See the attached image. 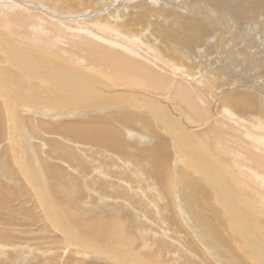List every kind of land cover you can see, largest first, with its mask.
I'll return each instance as SVG.
<instances>
[{
	"label": "bare ground",
	"instance_id": "1",
	"mask_svg": "<svg viewBox=\"0 0 264 264\" xmlns=\"http://www.w3.org/2000/svg\"><path fill=\"white\" fill-rule=\"evenodd\" d=\"M13 1H17V3H14ZM33 1L34 0H0V18H2L3 15H6L8 17V19H0V25H2V27H0L7 35L8 31L18 32L27 40L33 32H40L42 27L44 26L54 31H58L59 35L63 36L61 37V41L69 42L73 45L74 48H76V51L74 50V48H64L61 50V54H66L70 57L71 55L76 53L77 60H83L82 57H87V60L88 58H90L95 62L98 61V63L104 62L106 66L112 69L111 76L122 81L126 85L138 86L145 89L147 88L151 91L162 90L164 92H168V94L174 92V94L172 95H175L181 101H183L185 107H187L190 111L192 110L191 112L198 118H200L203 114L208 116L209 106L211 103L208 102L206 97L210 95L211 90H215L220 85L224 86L223 84L227 86L230 83H234V88V86H236V84L238 83L237 79L230 72H227L226 74L227 76L233 78V80L228 79L227 82H224L223 80H220L218 78H204L205 74H214L216 77L220 73L224 72L223 68H221L220 65H214L212 63V59L213 62L218 61L217 63H221V61L226 62V60L228 59L227 65L230 62L232 63L233 61L237 60V62H239L242 67L253 68L254 70L252 69L249 74H253V71H255V74L253 77L251 75V81L248 80L251 83L256 82L257 80H261L264 77V47L259 48V45H261L263 39L262 35H264V0H142L137 5H134V3H137V0H62L64 2V5L69 7V28L66 29L60 28L61 24L56 20L49 18L48 16L58 13V11L53 8V5L51 3V1L57 0ZM87 5H90V7L93 6L91 8L89 7V9H92L94 7H96L97 9H101V6H103L104 10H109L110 8H112L111 6L114 5L115 7L118 6L117 10L115 11L116 18L117 16L121 17V14L122 16L125 14L127 18V13H130V11H132V13L135 12L136 14H129L131 16V21L128 22L126 20L128 22V24L125 25L126 27L128 25L130 26V22H148L150 29L155 35H157V37L165 46L168 44L173 45L174 48L178 50V54L180 55V57L190 63H192L191 61L195 59L197 60L196 63L198 64V62L203 61V58L205 59L206 56L214 52V57H208L209 59H206L208 61L207 63L201 62V69L203 70H199V77H203L204 80L202 79L200 82H196V84H198V91L195 90L197 88H195L194 86H188L187 84H185L182 79L175 80V78H173L175 81H172L171 78L174 75L173 72H179L180 70L179 65L177 66L179 68H174L177 64L173 68L172 66L170 67L168 63L171 61L168 60L167 63L165 61V57H163L162 55V52H157L149 44L147 45V42L145 44L143 41H140L138 35L131 36L127 32L119 34L118 32L120 30L118 29L121 28L123 32L125 26L121 24L123 27L120 26L115 28L109 22L108 24H111L113 26V29H111L115 30V32H113L109 28L111 25L108 26L106 24V22L114 17L112 16L113 14L107 17V21L105 18L103 19L105 20L103 24H106L108 28L105 27L106 25L101 26L102 20L98 19L100 18L99 15V17L96 16V19L97 21H101L94 22L95 20L92 18V21L94 20L93 25L86 22L87 24H90V26L81 24L80 22L76 21L82 19L81 13L89 14L92 11L98 12L95 8L93 10L81 12L83 9H86L85 6ZM27 7H29L30 9H28ZM3 8H5V10ZM36 8H41L43 11L40 13L35 12L34 9ZM250 11H253L252 14H245ZM76 12L81 13L75 15ZM73 20L78 22L80 25L73 22ZM87 27L90 29L85 30L84 28ZM101 27H105L107 29V32H100L99 29ZM131 29L133 28L131 27ZM110 31H112L111 33H118V35L114 36L116 38L113 37V35L115 34H113L112 38H110ZM126 35L128 39H125ZM16 36L17 38L21 37L18 35ZM20 40L18 38L17 42ZM114 40H121L125 43V45L120 44L119 41V43H116L114 42ZM136 41H140V43L137 44ZM17 42L14 44L18 45ZM105 42H113V45H119L123 50H120L121 48L116 49L114 48L115 45H109ZM225 42H227L229 46H232V44L233 46L236 45L234 46V48L236 47L233 50L234 52L230 51V53L227 51V53L225 51V45L227 46V44H224ZM14 44L12 43L11 39L9 40L6 37L4 38L0 36V97L4 101H6V103L0 105V143L8 142V145L0 146V151L1 154H5L10 148L13 156V161H11V158L8 159V161L7 158H0V207L4 208H2L1 210L2 212L0 213V217H2L3 221L5 220L3 218L10 215L12 213V209H14L13 207H11L10 211L7 210L6 203L7 201L12 200V198L8 197L10 194L4 192L3 188L5 187V184L8 182L13 186H26L27 188L23 193L14 191L16 209L15 212H20L21 210H32V205H34L37 210H34L32 212L33 217H27L22 220L15 219L19 222L17 225L15 224V227L23 226L28 222L37 226L42 225L44 227H41L39 229L40 233L42 232L41 235H43L44 232L48 233L49 235L51 232L53 233V235H49V238L50 236L51 238H54V235L57 236L58 234H62L64 237H68L70 241L76 246H81L82 252L86 253L88 252V250L94 252L96 254L94 256V259L100 258L106 263L111 264H143V262H141L137 257L136 252L131 251L132 246H136L138 244V237L136 236L138 235L137 228L141 226L138 225L136 219L131 220L133 213L135 214L133 207L131 209L127 207L128 211L124 217L122 216V209L119 210V207L117 208L111 205L109 207H111L112 214H109L105 217L82 218L70 215L69 213L70 220L74 221L73 219H75L76 217L75 224L67 222L66 219L61 220L62 217L58 212L57 204L55 202L56 198L52 192V189H57V185H55V183H52L51 187L49 188V182L46 180V175L48 174L50 177L53 176L56 170L62 169V165L58 164L57 162H51L50 159L46 157L44 149L47 147H45V145L42 144L41 141L43 137L46 138L47 134H50L51 137L46 138V143L50 148L48 149V151L50 154H58L57 150L62 149L63 147H69V145L67 144H62L61 146V144H59L55 138L54 134L56 133L53 130H55L57 126H62H60L59 121L73 122V120L76 119V121L85 120L84 122L75 121L73 123H68L66 124V128L62 126V128H64L66 132H68L71 136L68 135L69 137H66L67 133L65 132L66 138L63 134L61 135V137L63 136L64 140L67 138L69 139L70 137H74L75 139H79L80 141L84 139L88 142L84 143L88 145L91 144L92 146L97 147V150H93L91 157L99 159L100 165L105 164V161L108 157L106 155L109 153L108 152L105 155L106 152L103 153L101 149H105L106 147V149L108 148L109 151L111 149H114L115 151H119L120 153L122 152V154L118 155H120L121 157L123 155V160L125 158L124 161L127 163V165L134 168V170L137 171L138 175L132 177L131 175H126L124 173L115 171L112 175L118 174L119 176L124 177L120 181L119 185L114 184L110 179L103 177V172L94 170L93 168L92 169L96 174L88 177L86 175V170L91 167L90 165L94 166L93 163L89 159L85 160L84 158H82L81 161L75 158L74 160L77 159L78 162L75 161L76 164H74L80 168V175L77 178H75L73 175H70L66 171L60 172L57 175L59 181L58 191L63 199H67L72 205H95L94 202L92 203V201L99 200L105 203L99 205L107 206L111 203L110 201H120L121 203L125 204V198H127L129 200L127 202H129L130 204H137L141 207L145 200L144 197L151 196V198L149 199V205L153 207V210L146 209V212L149 214L154 212V214L156 215L160 213V207H162L163 209H167V207L163 205L165 200H167L169 197L167 195V192L168 194H171L172 200H174V198L177 200L176 193H178L180 194L181 200H184L186 198L192 199L190 203L191 205H193L192 208L190 207V204H188V201H184L187 203H185V206L183 208L179 206L177 207L174 202H172V205L173 209L175 210L176 216L181 221V223H190L187 225L190 227V230L193 231V234L195 233L194 236L196 238V244L199 247L201 246L202 250H204L205 248V252L209 253H207L208 256L210 258L212 257L211 260H214V262L216 261L215 263H218V261L223 264H237V262H240L238 254H235V250L233 251L232 249L234 248V242H236V240L239 239V241H242L240 239V233L234 231L236 227L233 229V231L229 230L228 223L226 222V218L228 219L230 215L229 206H232V204L235 202H239V198L236 197L234 192L232 193L235 195V197H231L232 193H230L231 195L228 194V189H226L228 180L225 181L224 179L228 178L229 176L226 178L223 176L224 178H222L219 175V172L221 171L218 172V168H216L215 165L204 156V153H202L200 149H196V147L192 143H189L187 141V145H184L185 155H183L182 152L180 150H177L175 147L172 149L169 145L164 143L166 139L160 134L161 132L159 131V126L156 125V120L159 123L160 120L158 115L156 116L155 114V111L158 109V105H156L155 101L152 100V98L154 97L150 96L149 98L147 94L142 92H132V95L138 100L130 96L124 98V102L122 103L121 100V102H119V100L117 101L114 99H110V97L101 95L95 91H91V93H88L87 91L89 90L87 84L81 82L86 96H94L96 98L99 97V100H104L101 101L102 104H104V102H109V104L106 103L109 106L107 108L105 107V110L109 109V111H112L116 117L114 115H104L107 120L109 118L110 121L108 120V124L106 122V124H103L104 122L101 123L102 121L100 122V120L98 121L94 119V116H96L97 114L89 117L86 116L95 105H93L91 101V103H89V101L87 100L82 102L78 106V108H76L77 105L75 106L72 103H67L68 101H71L69 99H65L67 100V102H63L59 104L60 106L58 105L59 107H55L56 104L52 100H47L51 98H55L56 100H58V98L55 97L52 91L61 90L60 88L63 86H60V84L74 82L76 85L77 83H80L78 75L65 71V67L62 68L60 66V62L57 61V58L55 59L56 61L53 62L54 60H52L50 57L41 55L42 52L39 54V52L37 51L25 50L24 48H22L24 43H22L23 45L19 44L21 47ZM51 44H53L54 46H59L57 45V43ZM262 44H264V42H262ZM167 47L170 48L169 46ZM42 48H46L45 44L42 45ZM172 48L173 47L171 46V51L173 53L175 50L173 51ZM230 48L232 49L233 47ZM215 51H217V53H215ZM224 51L227 54H224ZM175 56L176 55H174V57ZM190 58L191 60H189ZM173 60L175 61L176 59ZM210 61L212 64L210 63ZM179 63L181 64L180 61ZM205 67L207 69H205ZM218 67H220V69ZM185 68L186 71L185 73L183 72V77L184 75H187L186 77H189L191 79L190 76H193L194 73L196 74L194 65L192 68V70L194 71H187L189 69V66H186ZM107 72L109 73V71ZM240 72L242 71L240 70ZM247 73L248 72H246L245 74ZM241 79L247 82L246 77L241 76ZM74 83L68 84L73 86ZM191 84H193V82ZM199 84H202L201 88V85ZM214 84L219 86H214ZM261 86L264 87V85ZM258 91L259 90H257V92ZM203 92L206 95H203ZM87 94H91V96ZM159 96L162 97L161 95ZM106 97H108L109 99ZM97 101L98 100H96V102ZM164 101L168 103L165 98ZM93 102H95V100ZM220 102L224 106H229L233 111H230V109L228 108H226L227 113L225 112V110L223 111L226 114H220L219 112L215 111L218 114L216 116H218L221 120L216 119L215 122H212V124H210L208 127L209 129L207 131H204L205 135H203L202 131L196 133L197 138H200L201 141L206 138V142L210 140L211 137L208 134V131H210L215 144L218 146L217 148L219 150H221L222 148L226 149V134H228L227 137H235V139H238L239 137L243 136L245 132L248 133L247 130H249L250 127L247 128L245 132L243 130L245 129L243 127V121L248 118H254L256 120V123H261H259L260 125L258 124L261 127L257 126L254 131H250L252 134L258 133V130L260 128H262L261 130H264V126L262 124V122L264 121V101L262 100V97H258L250 90H240L236 92L225 90L222 93ZM173 103L172 105L175 104ZM65 105L68 107L69 111L71 108L69 107V105H71L76 110L71 111L70 113L68 111V113H66L65 108L62 109ZM172 105L169 103L168 105H165L163 113L166 114V111H169L170 107H172L170 111H172L171 114L174 116V118L169 117V120L173 121V124L175 125V127L173 128L175 136H181L182 138H185V136L187 135L188 137L192 138V135L194 134L187 132L185 127H183V125L180 123L179 117L175 115L176 107H179V105H177L176 107ZM103 106L106 105H102V107ZM211 110L213 111V109ZM164 114L162 116L163 119L165 117ZM73 115H75L76 117L72 118ZM175 116L178 117V119L175 118ZM85 117H88L89 119H86ZM90 117H92L95 122L90 121L93 120ZM254 119L251 120H253L254 122ZM250 122L251 124L255 123H253L252 121ZM37 124H39V126ZM36 125L39 129H37ZM122 126H125L127 128L136 126L141 130L139 133L131 131L125 133L121 128ZM252 126L253 125H251V127ZM57 130L62 131L63 129L61 130L57 128ZM261 130L259 132H261ZM52 131L54 132V134L51 133ZM250 132L246 134L247 138L251 137L252 139H254V137L256 136V139H259V134L255 136L253 135V137ZM59 133L61 134V132H58V134ZM61 137L59 136V139ZM135 138L138 139V141L140 140L141 143L145 142V140L148 139L153 144H156H154V146L148 147H142L139 144L130 145L132 139ZM247 138L246 140L249 139ZM239 141L240 139H238V142ZM33 142H35V144ZM240 142V145H236L235 142L233 143L232 141L229 142V144L233 143V145L231 146L236 145V147H240V149L238 150L236 149V147L235 149L237 150L236 152L242 154V159L244 158L245 160L246 158L249 161L250 159H253L255 163L256 161L258 164L261 162L264 166V154L262 153V149H264V147L251 143L249 142V140L247 142L243 140ZM243 142H245L246 144H244ZM42 147H44V149H42ZM253 147H256L258 150H260V152L255 151ZM64 148L62 149V153L68 155L66 156L67 158H73V153L69 154V151L71 150L69 148ZM180 148L181 147H179V149ZM242 148H244V150H242ZM125 151H127L128 153ZM227 151L229 153L233 152H231V150ZM102 153L104 155H102ZM172 153H174V159L172 158L173 162L171 159ZM114 155H117V152H115L113 156ZM120 156L118 158H121ZM193 156H196L200 159L194 158ZM110 157L111 156H109V158ZM52 159H56V161L59 160V158ZM69 169L74 170L71 167H69ZM258 169L262 171L261 173H264V167ZM175 172H179L181 174H179V180L177 181V191L175 192V194H173L172 188L175 184L173 173ZM258 173V177H260L262 174L260 175L259 171ZM139 175L141 176V179L139 178ZM127 176H130L131 179L134 178V180L137 182L140 181L141 186L146 187L142 188L137 186V189L132 188V186L128 185L126 181ZM231 179L233 180V177ZM81 180L83 182L82 185ZM234 182L236 184V181ZM158 184L159 186H157ZM229 185L230 184H228V187ZM186 188H188L189 190H193L192 194L189 197L186 196ZM220 188L223 191H218ZM260 188L259 190H256V193L261 190ZM99 189L104 191V193H102ZM146 189H148L149 191ZM231 190H234L233 187ZM253 190H255L254 187ZM253 190H251V192ZM85 192H89L90 194L92 192L94 194H92L93 196L86 200H81L80 196ZM253 193L255 194V191ZM238 195H241V193H239ZM99 196L100 199L96 198ZM107 196H109L111 200L109 199L108 201ZM53 197L55 198V200ZM206 198H208L209 200ZM207 200L209 201V203L207 202ZM251 203L253 202H250V204ZM27 205H29L28 208H26ZM246 205L247 203L245 202L241 203V206ZM220 206L223 207V210ZM71 211L75 212L73 209ZM36 212H39L38 215L41 216H37ZM234 212L235 217L232 216V219L238 222L240 224L239 226H246L247 223L242 221L237 211L234 210ZM20 213H22V211ZM76 213L80 212L76 211ZM11 217L14 219L13 216ZM159 217L164 220L163 215H159ZM12 218L6 220V222L4 221L6 223V229L8 226V229L11 228L14 235L16 234L17 236H19L20 234L27 235V233H31L26 232L23 229L22 231H19L18 229L11 227L10 224L13 221ZM216 218L220 221L221 226H218L216 224ZM1 226H3V224ZM223 228L226 229L227 232H230V236L223 232ZM247 228L245 229L246 231H248ZM230 229L232 228L230 227ZM78 230H82V235H85L86 237H98L104 240L102 243H98L99 245L92 243H83L81 242L80 237L76 235V233L78 234L79 232ZM186 230H188V228ZM202 232L206 235H201ZM245 237L249 238V235ZM184 239L188 242V235H184ZM4 240L5 242H8V239L5 235L4 239L3 236L0 235V264H28L20 257V254L18 252H12L13 255L6 256L5 254L4 256L3 247H6V244L3 245ZM151 241L152 240L150 239L148 243L150 244ZM121 242L123 244L118 245ZM245 242L248 243V241ZM61 245L62 243L60 244V247ZM117 245L118 247H116ZM240 246L242 247V245ZM192 248L194 247L191 246V243L190 245L187 244V249ZM62 249L63 248H61V250ZM66 250H68V247L63 249V253L60 257L61 260L63 259L65 252L67 254ZM239 250L241 254L242 251L247 253L245 255L243 253L242 256L245 261L247 259H250L252 261L255 260L256 257L253 255L254 253H251L248 246L244 245L242 250ZM252 251H255V253L257 254L256 250L253 249ZM203 255L204 254H202L201 256ZM185 256L183 257V259L185 258ZM198 256L199 254L197 253V257ZM203 258H205V256L202 257V260L205 261L206 259ZM192 260L193 258H189L187 262L191 263ZM199 260H201V258ZM32 264H42V262L35 261L32 262ZM194 264H196V260L194 261Z\"/></svg>",
	"mask_w": 264,
	"mask_h": 264
},
{
	"label": "rangeland",
	"instance_id": "2",
	"mask_svg": "<svg viewBox=\"0 0 264 264\" xmlns=\"http://www.w3.org/2000/svg\"><path fill=\"white\" fill-rule=\"evenodd\" d=\"M34 1H37V0H34ZM141 1L142 0H137V3H134V5L139 4ZM13 2L17 3V1H13ZM51 3L53 5V8L55 10H57L58 13L48 15L49 18L54 19L57 22H59L61 24L60 28H62V29L69 28V7L65 6L64 2L62 0L51 1ZM89 7H90V5L85 6L86 9L85 10L83 9L81 12H84V11H87V10L88 11L89 10H93L94 8L98 12H95V11L93 12L92 11L91 13H89L90 15L89 14H84V13H81V12H76L75 15L78 14V13L82 14V17H81L82 19H79V20H76V21L80 22L81 24H86V25L90 26V24H92V25L94 24L93 23L94 20H95L94 22H99V21L102 20V23L100 22L101 26H105L106 24L109 26V25L112 24L115 28H117V27H120V26L123 27L126 24H128V22L131 21L130 20V17H131L130 15L136 14L135 12L132 13V11H130V13H127L128 15L126 14L127 18L125 16V14L123 16L121 14L120 15L121 17L117 16V18H116L115 11L117 10L118 6H116V7H115V5L111 6L112 8H110L109 10H104L103 6H101V9H97L96 7L92 8V9H89ZM91 7H93V6H91ZM27 8L30 9L29 7H27ZM3 9L5 10V8H3ZM14 9H16V8H14ZM34 11L40 13L43 10L41 8H36V9H34ZM244 11H245V9H244ZM252 12L253 11H250V12L245 13V14H252ZM100 14H102V15H100ZM83 15H85V16H83ZM98 15L100 16V18H98V19H101L99 21H97V19H96L97 17H99ZM110 15H112L114 17L111 16L112 17V18L110 17L111 20L106 22V24H103V22L105 21L103 19L105 18L106 21H107V19H108L107 17H109ZM85 17H86V20H85ZM92 18L94 19L93 21H92ZM0 19H8V17L6 15H3V17L0 18ZM87 19H88V21H87ZM113 19H115V20H113ZM118 19H119V21H118ZM76 21L73 20V22H75L76 24L80 25ZM116 21H118V22H116ZM86 22H88L90 24H87ZM109 22L111 24H108ZM125 22H127V23H125ZM107 25L105 27L108 28ZM112 25L109 27L110 29L113 27ZM0 26L2 27V25H0ZM130 26L133 29H131ZM130 26L129 25L127 27L125 26L123 32H122L121 28L118 29V30L121 31V32L119 31L118 33L120 34V33H124V32L126 33L127 32L131 36L138 35L139 38H140V41H143L145 44L147 42V45L149 44L155 51L162 52V55H163V57H165V61L167 63H168V60L173 62V63H171V62L168 63L170 67L172 66V68H173L176 64L177 65L174 68H179L180 67L179 72L178 71H174L173 72L174 75L171 78L172 81H175V80H178V79H180V80L182 79L185 82V84H187L188 86H194L195 88H197L195 90L198 91V84H196V82L198 83V82H200L203 79V77H201V76L199 77V73H200L199 70L201 69V62L202 63L203 62L207 63L208 61L206 59L208 57L209 58L210 57L211 58L214 57V52L210 53V55L206 56L205 59L203 58L202 59L203 61L198 62L199 65L196 63L197 60H195V59H193L191 61L192 63H190V62L185 61L184 59H182L180 57V55L178 54V50H176L173 45H169L168 44V45L165 46L162 43V41L157 37V35H155L153 33V31L150 29V27L148 25V22H142V21L130 22ZM1 27H0V36L1 37H4V38L6 37L9 40L11 39L13 44L17 42L18 38L20 40L21 37H22V39L17 42L18 45L19 44L23 45L22 43H24V45H23L24 47L22 46V48H24L25 50L37 51V52H39V54L42 52L41 55L50 57L52 60H54L53 62H55L56 61L55 59L57 58V61L60 62L59 63L60 66L62 68L65 67V71H68V72H71V73H74V74L78 75V79H79L80 83H77L75 85L74 82H68V83H74L73 86L68 84V83L67 84H60V86H63V87L60 88L61 90L52 91V93L55 95L56 98H58V100H56L55 98H51V99H47V100H52L56 104L55 107H59L60 106L59 104H61L63 102H67V100H65V99H69L71 101H68L67 103H72L75 106L77 105L76 108H78V106L82 102L87 100V101H89V103L92 102V104L93 105L95 104V105L93 106V108L91 110L89 109L90 110L89 114L86 115V116L89 117V116H94V115L97 114L98 116L97 115L94 116V119L98 120V121L100 120V122L102 121L101 123L104 122L103 124H106L108 122V120H109V118L107 120V118L105 117L106 114L115 116V114H113L112 111H109V109L105 110V107L107 108L109 106V105H107V104H109V102H106L107 104L105 102H104V104H102L101 101H104V100H99L100 99L99 97H97V98L94 97V96L87 97L86 94L84 93V88H83L81 82L87 84L88 90H89V91H87L88 93H91V91H95V92H97V93H99L101 95H105V96L110 97V99H114V100H117V101L119 100V102L122 101V103L124 102L123 99L126 98V97L132 96L134 99H136L132 95V92H142V93L147 94V96H149V98H150V96L154 97V98H152V100H154L156 105H158V109L155 111V114H156V116L158 115L159 120H160V123L156 120V125L159 126V129H160L159 131L161 132L160 134L162 136H164L166 141H168V142L164 141V143L169 145L172 149L175 147L177 150H180L183 155H185L184 145H187V141L189 143H192L196 147V149L197 148L200 149L201 152L204 153V156L206 158H208L215 165L216 168H218V172L221 171V172H219V175L222 178H224V177L226 178V177L229 176L228 178L230 180L228 178L224 179L225 181L228 180L227 182H228V184H230L229 187H228V184H227L228 188L226 187V189H228V192H229L228 194L234 192L236 197L239 198V202H235V203L232 204V206L231 205L229 206L230 207V215L231 216L229 215V218L228 219L226 218V222L228 223L229 230L233 231V229L235 227L236 228L239 227L238 229L235 228L234 231L237 232V233H240L239 235L241 236L240 239L242 241H239V239H238V240H236V242H234V244H235L234 248H236V249L232 248L233 246L231 247L233 249V251L235 250L234 253L238 254V256L240 258V262L241 263L236 261L237 264H251V263L252 264H254V263L262 264V263H264V258H263L264 257V195H263L264 194V179H263L264 178L263 177L264 173H261L262 171L258 169V168H261V167H264V166H263V164L261 162L258 164L257 161H256V163H255V161H253V159H250V161H249L248 159L245 158V160H244V158L242 159V157H243L242 154H239L238 152H236L238 149H240V147H238V146L236 147V145H240V143H241L240 141H242V140L245 141V142H247L249 140V142H251V143H254V144L260 145L261 147H264V144H263V142H264V139H263L264 138V130H261L262 128H260L258 130V133H256V134H252L250 132L252 130L254 131L257 126L261 127V126H259L261 123L260 122L256 123V120L254 118H250V119L248 118V119L243 121V125H244L243 127L245 128V129H243L244 132L247 130V128L250 127V129L247 130V132L248 133L250 132L252 136L253 135L255 136V135L259 134L258 135L259 137L257 136L259 139H256V136L255 137L253 136L255 140L252 139L251 137H248L249 138L248 139L247 136H246V134H248V133L245 132L243 134V136H241V137H244L245 139L239 137L238 138V139H240V141H239L240 143H239L238 139H235V137H227L228 134H226V138L228 140V142H227V140L225 142L226 149L222 148L221 150H219L217 148L218 146L215 144V141L213 139V136H211V132L210 131H208V134H209V136L212 139L210 138V140L207 141V142H206L207 138L201 141L200 138L198 139L197 135H196V133L201 132V131H202L203 135H205L204 131H207L209 129L208 127H209L210 124H212V122H215L216 119L217 120L218 119L221 120L218 116H216L218 114L215 111L219 112L220 114L221 113L226 114L227 113L226 108L230 109V111H233L229 106H224L220 102V98L222 96V93L225 90H230V92H236V91H240V90H245V91L246 90L247 91L250 90L252 93L257 95L258 97H262V100L264 101V87L261 86V85H264L263 84L264 83V80H263L264 77L261 80H257L256 82L251 83L250 79L254 76L255 71H253V74H249V73L251 72V70L253 68H251V67H242V65L239 64V62H237V60L233 61L232 63L230 62L227 65L228 59L226 60V62L225 61H221V63H217L218 61H214L213 62V59H212V63L214 65H220V67L223 68L224 72L225 71L226 72L225 73L224 72L220 73L216 77H215L214 74H205L204 78H206V77H210L211 79L218 78L220 80H223L224 82H227L228 79L233 80V78L227 76V74H226L227 72H230L237 79L238 83L236 84V86H234V88H233V84L234 83H230L227 86H225V84H223L224 86H222V85L219 86L218 85L219 87L214 84V86H217L218 88H216L215 90H211L210 95L208 97H206L208 102L211 103L210 106H209L208 116L203 114L200 118H198L195 114H193L191 112L192 110L190 111L187 107H185V104H184L183 101H181L175 95H172V94H174V92H171V93L169 92L170 94H168V92H164L162 90L151 91V90H149L147 88L145 89V88L138 87V86L126 85L122 81H120V80H118L116 78H113L111 76L112 69L110 67L106 66L104 64V62L98 63V61L95 62L94 60H92L90 58H88V60H87L86 59L87 57H82L83 60H77V54L76 53L71 55L70 57L67 56L66 54H61V50L62 49H64V48H74V47L69 42L61 41V37H63V36H60L58 31H54V30L44 26V27H42L40 32H33L32 35L29 36L28 39L26 40V38L21 36V34L18 33V32H9L8 31V35H7L1 29ZM105 27H101L99 29L100 32H104V33L107 32V29ZM84 29L88 30L90 28L87 27V28H84ZM112 31L115 32V30H112ZM112 31H110V33H109V34H111L110 38H112L113 34H115V35H113V37L118 35V33L117 34L116 33H111ZM16 35L21 36V37L17 38ZM114 38H116V37H114ZM262 38H263L262 42H264V35H262ZM125 39H128L127 35H126ZM118 41L120 42V44L125 45V43L123 41H121V40H116V41L114 40V42H116V43H119ZM140 41H136L137 44L140 43ZM262 42H261V45H259V48L264 47V44H262ZM51 43H57V45H59V46H54ZM112 43L113 42H107L106 44L110 45ZM44 44H45L46 48H42V45H44ZM224 44H227V46L225 45V51L226 52L227 51L228 52L233 51L236 48V47L234 48V46H236V45L233 46V44H232V46H229L227 42H225ZM234 44H237V43H234ZM14 45H17V44H14ZM20 45H19V47H21ZM118 46L115 45L114 48H116V49L121 48L120 46L119 47ZM167 46H169L170 48H168ZM171 46L173 47L172 50L173 51L175 50L177 53L175 51L172 53ZM228 46H229V48H228ZM230 47H233V48L231 49ZM16 48H18V47H16ZM226 48L229 49V50H227ZM74 50L76 51V48H74ZM120 50H123V49L121 48ZM225 51L223 53L227 54L228 52L225 53ZM56 52H58V53H56ZM215 53H217V51H215ZM174 55H176V56L174 57ZM167 57H169V58H167ZM171 57H173V58H171ZM173 59H176V60L174 61ZM180 59L184 60V61H181ZM189 60H191V58ZM179 61L181 62V64L179 63ZM186 62H188V63H186ZM210 63H211V61H210ZM178 65H179V67H177ZM185 65L189 66V69L187 71H194L195 70V72H196V74L193 72L194 75H195V76L193 75L194 77L190 76L191 79L189 77H186L187 75H184V77H186V78L183 77V72L185 73V71H186V68H185L186 66ZM193 65H194V68H195L194 70H192ZM249 65H251V64H249ZM224 66H226V67H224ZM220 67H218V68L220 69ZM236 67H238V68H236ZM182 68H184V69H182ZM196 69H197V71H196ZM205 69H207V68L205 67ZM201 70H203V69H201ZM240 70L242 72H240ZM107 71H109V73ZM181 71H182V73H181ZM176 72H178V73H176ZM246 72H248V73L245 74ZM223 74H225V75H223ZM180 75H182V76H180ZM206 75H208V76H206ZM251 75H252V77H251ZM241 76L246 77L247 82L245 80H242ZM173 78H175V80ZM248 80H250V81H248ZM192 82H193V84H191ZM251 84H252V86H251ZM253 84H254V86H253ZM199 85H201L200 86V88H201L202 84H199ZM69 86H70V88H69ZM116 87H118V88H116ZM227 88H230V89H227ZM257 90H259V91L257 92ZM87 95L91 96V94H87ZM159 95H161L162 97H160ZM203 95H206V94H204V92H203ZM108 97H106V98H108ZM163 97L171 105L174 102L175 104L173 103L174 105H172V106L176 107L177 105H179V107H176L175 111L177 113L175 112V115H177L179 117V121L183 125V127H185L186 131L189 132V133H193L194 134V135H192V138L188 137L187 135L185 136V138H182L181 136H179V137L175 136V134H174L175 132L173 131V128L175 127V125L173 124V121L169 120V117L170 118H174V116L171 114L172 111H170L172 109V107H170L169 111H166V114L163 113V109H165L164 106L168 105V103H166L164 101ZM40 98H43V97H40ZM43 99H46V98H43ZM88 99H90V100H88ZM94 100H95V102H93ZM96 100H98V101L96 102ZM136 100H138V99H136ZM175 101H177V102H175ZM3 103H6V101H4L0 97V105H3ZM89 103H87V104H89ZM161 103H163V104H161ZM215 104H217V105H215ZM102 105H106V106H103L104 107L103 108ZM66 107L67 106L65 105L62 109L65 108L66 113H68L69 109H68V107L67 108ZM69 107H71L69 113L71 111L76 110L71 105H69ZM103 109H104V111H103ZM211 109H213V111ZM224 110H225L226 113L223 112ZM163 114L165 115L164 119L162 117ZM108 115H107V117H108ZM28 116H31V115H28ZM77 116H83V115H77ZM74 117H76V116L73 115L72 118H74ZM88 117H85V118L89 119ZM96 117L97 118L99 117V118L97 119ZM178 117L175 116V118H177V119H178ZM90 118H92V117H90ZM94 119L90 120V121L95 122ZM251 119H254V122L256 124ZM76 120H73V122H75ZM247 120H249V121H247ZM81 121L82 120L76 121V122H81ZM84 121L85 120H83L82 122H84ZM196 121H198V122H196ZM250 121H252L255 125L251 124ZM73 122L59 121L60 126L62 125L64 128H66V126H67L66 124L73 123ZM263 122H262V124L264 126ZM250 124L253 125V126L251 127ZM37 125L39 126V124H37ZM37 125H36V127H37ZM62 126L61 127L57 126L56 129L53 130L56 134H54L53 131L51 133H53L55 135V138H56L57 142L59 144H61V146H62V144L69 145V147H66V148L63 147V148L64 149L69 148L71 150V151H69V154L73 153L74 157L73 158L71 157L72 159L71 158H67L66 156H68V155H65V154L62 153V149L63 148L57 150L58 154H50L49 153L48 149H50V148H49L48 144L46 143V141H47L46 138L51 137L50 134H47L46 138L43 137L42 141H41L42 144H44L45 147H47L45 149H44V147H42V149H44V153L46 154V157L48 159H50L51 162H57L58 164L62 165V169L61 170H56L53 176L50 177L48 174L46 175V180L49 182V188L51 187L52 183H55V185H57V189H52V192L55 195V198L57 200L56 201L55 198L53 197L55 202H56V204H57L58 212H59L60 216L62 217L61 220L66 219L67 222H69L71 224H75L76 223V220H75L76 217H75V219L72 218L74 221L70 220L69 219L70 218L69 217V213H70V215H74V216L82 217V218L105 217V216H108L109 214H112L111 207H109L111 205L115 206L117 208L119 207L118 208L119 210L122 209V216L124 217L127 214L128 208L131 209L133 207L135 214L133 213V216H132L131 220L136 219V221L138 222V225H141V226L139 228H137L138 229V235H136V236L138 237V244L136 246H132V250L131 251L136 252L137 257L140 259L141 262H143V264H194L195 260H196V264H213V263L214 264H218V263L219 264H223V263H221L219 261H218V263H215L216 261L214 262V260L213 261L211 260L212 257L210 258L208 256L209 253L205 252L206 251L205 248H204V250H202L201 246L199 247L196 244V238L194 236L195 233L193 234V231H191L190 227L187 225V224H190V223L189 222L188 223H186V222L185 223L184 222L181 223V221L176 216L175 210L173 209L172 202H174L177 205V207L179 206V207L183 208L185 206V203H187V202H184V201H188L189 202L188 204H190L191 201H192L191 198H186L184 200H181L180 194L176 193L177 200L175 198H174V200H172L171 194H168V192H167V195L169 197L163 203V205H165L167 207V209H163L162 207H160V209H159L160 213H158L156 215L154 214V212H152L151 214L146 212V209L153 210V207L149 205V203H150L149 199L151 198V196H147V197L145 196L144 197L145 200H144L143 205L141 207L139 205H137V204H130L129 202H127V201H129L127 198H125V200H126L125 204L121 203L120 201H118V202L110 201L111 203L109 205H107V206L99 205V204H105L104 202H101L99 200L92 201V203L94 202L95 205H85V204L72 205L70 203V201H68L67 199H63L60 196L59 191H58L59 181H58L57 175L60 172H65L66 171L70 175H73L75 178H77L80 175V168L75 165L76 162H78L77 159L81 160V161H82V158H84L85 160L89 159L93 163L94 166L90 165L91 167L86 170V173H87L86 175L88 177L95 175L96 173L94 172V170H98V171H101V172L104 173L103 177H106V178L110 179L114 184H118V185H119L120 181L124 177H121L118 174L112 175L115 171L124 173L126 175H131L132 177L137 176L138 173H137L136 170H134V168L129 167L127 165V163L124 161L125 158L123 160V155H122V157L120 155H118V154H122V152L120 153L119 151H115L114 149L113 150L111 149L109 151V149L107 148L108 149L107 150L106 147H105V149H101V150L103 151V153L106 152L105 155L109 152L108 153L109 155L108 154L106 155L108 157H107V159L105 161V164L104 165H100V160L99 159L91 157L92 156L91 154H92L93 150H97V147L92 146L90 143H89L90 145L86 144L88 142L85 141L84 139H82L80 141L79 139H75L74 137H73L74 138L73 139V138L70 137L69 139L67 138V139L64 140L63 136L61 137V135L63 134L64 137H65L66 136V134H65L66 130L64 128H62ZM57 128H59L61 130L63 129V130L59 131V130H57ZM121 128L123 129V131L125 133H128L129 131L139 133L140 130H141L140 128H138L136 126L131 127V128H127L125 126H122ZM37 129H39V128L37 127ZM263 129H264V127H263ZM260 130H261V132H259ZM50 131H51V129H50ZM58 132H61V134L60 133L58 134ZM62 132H64V133H62ZM66 133H67L66 137H69L68 135H70V134L68 132H66ZM56 136H58V137H56ZM59 136L61 137L60 139H59ZM246 138L248 140H246ZM261 139H263V140H261ZM70 140H72V141H70ZM231 141L233 143L235 142L236 145L231 146V145H233V143L229 144V142H231ZM84 142H86V143H84ZM245 142H243V143L246 144ZM33 143L35 144V142H33ZM226 143H228V144H226ZM38 144H41V143H38ZM136 144H139L142 147H148V146H154V144H156V143L153 144L148 139H146L145 142H143V143H141L140 140L138 141V139H136V138L132 139L130 145H136ZM4 145H8V142H5V143L1 142L0 143V146H4ZM141 146H139V147H141ZM179 147H181V148L179 149ZM231 147L234 148V149H232ZM235 147H236L237 150L235 149ZM253 148H254L255 151L260 152V150H258L256 147H253ZM0 150H1V148H0ZM227 150H231V152L232 151L233 152L229 153ZM242 150H244V148H242ZM113 151H114V153H113ZM263 151H264V149H262V153L264 154ZM115 152H117V155L113 156V154H115ZM125 152H127V151H125ZM125 152H123V153H125ZM218 152H219V154H218ZM103 153H102V155H104ZM127 153H125V154H127ZM109 156H111V157L109 158ZM119 156L121 158H118ZM12 157L13 156H12V152H11L10 148L8 149V152L5 153V154H1V151H0V158H7V161H8V159L11 158V161H13ZM193 157L197 158V159H200V158H198L196 156H193ZM239 157H241V158H239ZM52 158H59V160L56 161V159H52ZM75 158H77V159L74 160ZM172 158L174 159V153H172L171 159ZM173 159H172V162H173ZM213 160H214V162L218 161L219 163L218 162L214 163ZM221 161H223V162H221ZM257 166H258V168H257ZM69 167L73 168L74 170H70ZM172 167H173V165H172ZM222 171H224V172H222ZM258 171L260 172V175L262 174L260 177H258V175H259ZM176 174H177V180H176ZM179 174H181V173H179V172L173 173V177L175 179V184H174V186L172 188V193L173 194H175V192L177 191V188H178L177 187V181L179 180ZM221 174H223V175H221ZM232 177H233V180L231 179ZM139 178L141 179L140 175H139ZM126 181H127L128 185L132 186V188H135V189H137V186L142 187V188L146 187V186H141V182L140 181L137 182V181L134 180V178L131 179L130 176H127ZM234 181H236V184L237 183L238 184L236 185ZM257 181L260 182V183H258ZM82 183L83 182L81 180V185H82ZM157 186H159V184ZM232 187L234 189L233 191L231 190ZM253 187L255 188V190H253ZM26 188H27L26 186L23 187L21 185L13 186V185H11L8 182L5 184V187L3 188L5 193L10 194L8 197L12 198V200L7 201V203H6L7 210L10 211L11 207L14 208L11 211L12 213L11 214L9 213L11 216L14 217V219L10 215H8V216L3 218V219H5L4 221L6 222V220L12 218V220L14 222L13 221L11 222V224H10L11 227H13L15 229H18L19 231H22V229H23L26 232H31V233H27V235H21L20 233H18V234H20L19 236H17L16 234L14 235L13 230H11V228L8 229V226H7V229H6V223L2 220V217H0V228H1L0 229V231H1L0 235L3 236V239H4V235L8 239V242H5V240L3 242V245L6 244V247L5 248L3 247L4 256H5V254H6V256H9V255H13L12 252H18L20 254V257L23 260H25L28 264H32V262H35V261L36 262H42V264H111V263H106L105 261L101 260L100 258L99 259H94V256L96 254L94 252H91V250H88V252H86V253L82 252L81 251L82 250L81 246L77 245L78 246L77 247L74 243H72L70 241V239L68 237H66V236L64 237L62 234H58L57 236L54 235V238L53 237L51 238V236H50L51 240L49 238V235H53V233L50 232V234L48 235V233L44 232V234L41 235L42 232L40 233L39 229L41 227H44L42 225L41 226H39V225L37 226L35 224H32V223L28 222V223H25L23 226L15 227V224L17 225L19 223L16 220H18V219L22 220V219H25L27 217H33L32 216V212L34 210H37L36 207L34 205H32L31 206L32 210H21L22 213H20L21 211L20 212L19 211L15 212L16 209H15V198H14L15 193H14V191H18L19 193H23L26 190ZM259 188L261 190L256 193V190H259ZM146 190H148V189H146ZM221 190L222 189L220 188L218 191H221ZM236 190H237V193H236ZM251 190H253V191L251 192ZM262 190H263V192H262ZM100 191L102 193H104V191H102V190H100ZM254 191H255V194L253 193ZM192 192H193V190H189L188 188L185 189L186 196H188V197L192 194ZM212 192H213V190H212ZM238 192L241 193V195H238L239 194ZM246 193H248V194H246ZM92 194H94V193L91 192V194H90L89 192H85V193L81 194L80 198H81V200H86V199L90 198L91 196H93ZM234 194L233 193H232V195L230 194L231 197H233V196L235 197ZM242 194H244V195H242ZM250 195H252V196H250ZM257 197H258V199H257ZM96 198L100 199V196L96 197ZM109 199L111 200V198L109 196H107V200L108 201H109ZM178 199L181 200V201H179ZM206 199H208V198H206ZM208 200H207V202L209 203ZM95 202H97V203H95ZM242 202L247 203V205L246 206H241ZM250 202H253V203L250 204ZM261 203H263V204H261ZM259 205H261V206H259ZM28 207H29V205L26 206V208H28ZM190 207L192 208L193 205L190 204ZM2 208L0 207V213L2 212L1 211ZM72 209L75 212H72L71 211ZM221 209L223 210V207H221ZM234 210L237 211V213L240 216V218L242 219V221L247 223L246 226H243V225L239 226L240 224L232 219V216L235 217ZM76 211H79L80 213H76ZM38 213L36 212L37 216H41V215H38ZM159 215H163L164 220H162L159 217ZM0 216H1V214H0ZM176 219H177V221H176ZM77 220H78V218H77ZM215 222H216V224L218 226H221L220 221L217 218H216ZM2 224H3V226H1ZM182 224H184V225H182ZM194 227H196V226H194ZM230 227L232 229H230ZM245 227L246 228L248 227L247 228L248 231L245 230L246 229ZM187 228H188V230H186ZM75 229H76V227H75ZM78 231H79L78 234L76 232L75 233H76V235H78L80 237V240L83 243H86V244L92 243V244L99 245L98 243H102L103 240H104V239H101V238H98V237H92V238H96V239H92L89 236L86 237L85 235H82V233H83L82 230H78ZM223 232H225L226 234H228V236H230L229 235L230 232L229 231L227 232V230L224 229V228H223ZM184 235H188V242L184 239ZM201 235H206V234L205 233L203 234V232H202ZM248 235H249V238L245 237V236H248ZM10 237H12V238H10ZM14 237H17L18 239L14 238ZM21 237H23V238H21ZM242 237H243V239H242ZM150 239L152 241L149 244L148 242H149ZM243 240L248 241V243H246ZM237 242L239 243V245H238ZM61 243H62V245L60 247ZM190 243H191V246H193L194 248L187 249V244L190 245ZM120 244H123V243L121 242L118 245H120ZM248 244H250V245H248ZM118 245L116 247H118ZM240 245H242V247ZM244 245L248 246V248L250 249L251 253H254L253 255L256 257L254 261H252L250 259H247L245 261L244 258L242 257L243 253H244V255L247 254L244 251H242V254H241V252H239L240 251L239 249L242 250ZM67 247H68V250H66L67 254L65 252L64 257L61 260L60 257H61V254L63 253V249H65ZM144 247H145V249H144ZM61 248H63V249L61 250ZM253 249L257 251V254L255 253V251H252ZM197 253L199 254L198 257H197ZM239 253L241 254V256H240ZM185 254H186V256H185ZM202 254H204L203 256H205V258H203V259H206L205 261L202 260V257H203V256H201ZM184 256H185V258L183 259ZM189 258H193L191 263L187 262V260ZM200 258H201V260H199Z\"/></svg>",
	"mask_w": 264,
	"mask_h": 264
}]
</instances>
